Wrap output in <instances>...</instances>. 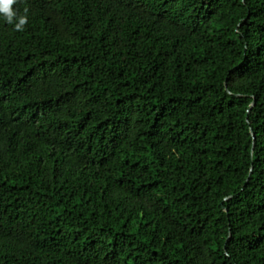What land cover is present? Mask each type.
<instances>
[{
	"label": "trees",
	"instance_id": "trees-1",
	"mask_svg": "<svg viewBox=\"0 0 264 264\" xmlns=\"http://www.w3.org/2000/svg\"><path fill=\"white\" fill-rule=\"evenodd\" d=\"M12 7L0 264H264V0Z\"/></svg>",
	"mask_w": 264,
	"mask_h": 264
},
{
	"label": "clouds",
	"instance_id": "clouds-1",
	"mask_svg": "<svg viewBox=\"0 0 264 264\" xmlns=\"http://www.w3.org/2000/svg\"><path fill=\"white\" fill-rule=\"evenodd\" d=\"M16 0H0V15L9 23L13 24L15 21V28L21 30L23 25L27 23L26 18L18 17L16 11L13 9V4Z\"/></svg>",
	"mask_w": 264,
	"mask_h": 264
}]
</instances>
